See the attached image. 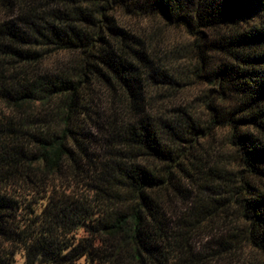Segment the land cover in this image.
I'll return each instance as SVG.
<instances>
[{
  "label": "trees",
  "instance_id": "1",
  "mask_svg": "<svg viewBox=\"0 0 264 264\" xmlns=\"http://www.w3.org/2000/svg\"><path fill=\"white\" fill-rule=\"evenodd\" d=\"M119 10L192 37L206 125ZM220 221L221 256L264 264V0H0V264H212L192 241Z\"/></svg>",
  "mask_w": 264,
  "mask_h": 264
},
{
  "label": "rangeland",
  "instance_id": "2",
  "mask_svg": "<svg viewBox=\"0 0 264 264\" xmlns=\"http://www.w3.org/2000/svg\"><path fill=\"white\" fill-rule=\"evenodd\" d=\"M118 16L122 25L144 32L147 35L148 42L155 45V48L161 52L160 54L166 63L168 73L172 74L179 83L161 89L158 99L166 101L165 103L171 109L178 104L175 103L177 101H194L193 103L196 105L197 110H201L200 116L206 125L211 114L204 105L205 96L203 93H209V82L204 76L205 71L200 67L199 61L195 57L196 55L191 50L192 37L189 36L183 27L168 25L157 17H142L127 14L122 10H119ZM69 55L68 53L60 52L52 56L48 61L50 64H54L57 61L66 60ZM99 95L103 99L106 94L103 91H99ZM225 131L227 130L218 129L217 131L213 128L211 134H209L208 143L206 142L213 164H220L219 161H222L227 156L223 150L224 140L222 139ZM188 206L184 203L179 204L177 208V221L179 217H188ZM213 225L212 228L209 226L201 229L192 241L194 253L197 257L214 258L211 261L212 264H249L250 262L251 264H255L262 259L260 252L251 246L233 247L231 252H223V256H221L222 244H230L231 238L228 234L229 231L225 229V224L222 221ZM226 226L228 225L226 224ZM85 234L86 232L84 231L79 232V235ZM16 259V264H24L22 254L19 253ZM81 264L86 263L84 260H81Z\"/></svg>",
  "mask_w": 264,
  "mask_h": 264
}]
</instances>
